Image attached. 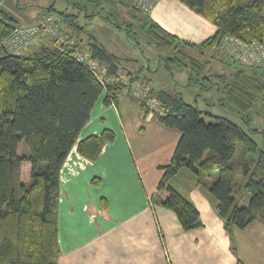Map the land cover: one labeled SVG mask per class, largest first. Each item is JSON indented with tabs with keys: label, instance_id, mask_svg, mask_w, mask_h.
Wrapping results in <instances>:
<instances>
[{
	"label": "trees",
	"instance_id": "trees-1",
	"mask_svg": "<svg viewBox=\"0 0 264 264\" xmlns=\"http://www.w3.org/2000/svg\"><path fill=\"white\" fill-rule=\"evenodd\" d=\"M76 1L73 5L84 9L86 5L100 7L103 2ZM122 1L133 19L143 22L155 47L170 52L166 66L188 70L190 79L207 71L213 52L222 50L220 46L228 35L264 45V0H176L215 27L213 34L200 43L181 40L147 13ZM47 12L38 23L50 19V27L68 45H58L53 36L41 31L25 51L13 54L7 52L3 43L19 28L12 17L0 10V264H57L59 172L103 92L89 68L73 53L88 54L105 68L108 78H115L122 71L118 58L93 39L83 42L77 36L83 28L76 25L75 16L57 12L53 5ZM52 12L61 16L60 24L66 30L57 25ZM228 59L240 66L230 78L214 76L219 93L246 123L250 111L258 105L256 115L264 122V67ZM125 75L149 88L150 97L158 101L164 112L154 116L157 122L179 133L170 162L159 167L162 177L153 201L172 211L184 232L202 228L198 210L173 183L188 172L195 187L206 189L215 212L223 220L231 250L237 255L233 244L235 230H244L253 221L264 229V150L258 151L250 136L228 119L213 117L212 123H206L202 112L187 104L181 94L152 88L141 73L126 71ZM205 79L208 76L198 81ZM124 91L122 85L109 84L105 103L117 104ZM140 104L144 108L141 101ZM114 138L110 130H104L78 142L76 151L93 162L104 144ZM21 141L27 153L19 155L17 147ZM24 163L29 165L28 181L22 180ZM237 175L243 178L240 189L250 194L247 206H240L233 197ZM93 184L99 182L94 180ZM236 264L243 262L237 259Z\"/></svg>",
	"mask_w": 264,
	"mask_h": 264
},
{
	"label": "crops",
	"instance_id": "crops-1",
	"mask_svg": "<svg viewBox=\"0 0 264 264\" xmlns=\"http://www.w3.org/2000/svg\"><path fill=\"white\" fill-rule=\"evenodd\" d=\"M148 15L191 43L215 30L176 0H159ZM104 130L115 138L104 144L97 160L77 153L78 142ZM178 139L177 131L161 126L130 93L106 104L102 92L59 172L57 264H236L237 259L264 264V229L253 221L235 230L234 255L206 189L195 187L188 172L173 183L198 210L202 228L184 232L175 214L153 201L159 167L170 162Z\"/></svg>",
	"mask_w": 264,
	"mask_h": 264
},
{
	"label": "rangeland",
	"instance_id": "rangeland-1",
	"mask_svg": "<svg viewBox=\"0 0 264 264\" xmlns=\"http://www.w3.org/2000/svg\"><path fill=\"white\" fill-rule=\"evenodd\" d=\"M122 2L103 0L100 7L79 3L86 5L84 9L73 5L77 3L76 0H0V10L12 17L17 23L15 27L19 29L36 25L49 14L47 8L50 5L57 12L63 11L75 16L76 25L83 28L77 36L83 42L93 39L109 54L118 58L122 72L141 73L149 79L152 88L181 94L187 104L202 112L206 123H212L213 117L228 119L250 136L258 151L264 150V122L256 115L258 105L250 111L249 122L246 123L221 96L214 78L215 75L230 78L240 65L232 64L222 50L217 49L213 52V60L210 61L207 71L201 76L193 75V79H190V73L186 69L170 64L167 67L166 58L171 56L170 52L155 47L143 29V22L133 19ZM57 12H52L51 16L59 22L57 25L60 28L66 30L65 25L60 24L63 22ZM126 28L129 29L128 32ZM204 76H208V79L198 81ZM17 153H27L23 141L18 144ZM28 173L29 165L24 163L21 169L22 180L28 181ZM242 183V176L237 175L234 179L233 197L240 206H247L250 194L240 189ZM179 189L184 193L180 187Z\"/></svg>",
	"mask_w": 264,
	"mask_h": 264
},
{
	"label": "built area",
	"instance_id": "built-area-1",
	"mask_svg": "<svg viewBox=\"0 0 264 264\" xmlns=\"http://www.w3.org/2000/svg\"><path fill=\"white\" fill-rule=\"evenodd\" d=\"M135 9L141 10L149 14L159 0H127ZM50 19L45 22H40L32 27L24 29H16L11 37L4 43V47L9 53L17 54L25 51L27 47L37 40L41 31H46L58 45H68V42L57 31H54L49 25ZM225 54L233 60L240 62L246 66H262L264 67V45L254 41L251 43L243 42L234 36L228 35L223 40L221 46ZM73 57L80 63L84 64L92 72L106 92L107 86L122 85L125 92L132 94L138 98L149 116H162L163 110L159 108L158 101L150 97L149 88L142 86L139 83L132 82L126 75H119L115 78H108L106 70L102 68L88 54L76 51Z\"/></svg>",
	"mask_w": 264,
	"mask_h": 264
}]
</instances>
